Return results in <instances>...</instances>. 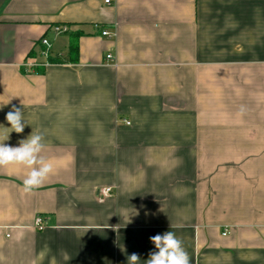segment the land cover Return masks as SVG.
<instances>
[{
	"label": "crops",
	"instance_id": "obj_1",
	"mask_svg": "<svg viewBox=\"0 0 264 264\" xmlns=\"http://www.w3.org/2000/svg\"><path fill=\"white\" fill-rule=\"evenodd\" d=\"M32 132L55 172L0 168V264H145L168 231L264 264V0H0V138Z\"/></svg>",
	"mask_w": 264,
	"mask_h": 264
},
{
	"label": "clouds",
	"instance_id": "obj_2",
	"mask_svg": "<svg viewBox=\"0 0 264 264\" xmlns=\"http://www.w3.org/2000/svg\"><path fill=\"white\" fill-rule=\"evenodd\" d=\"M6 120L11 125V132L23 133L26 123L21 108L14 106L6 114ZM9 133L0 138V168L27 169L22 186L25 194H31L55 172L54 163L42 155L46 147L44 135L32 132L18 146H11L4 143L9 139ZM149 239L156 250L150 253L145 264H190V257L182 239L173 231L157 234ZM127 259L128 264H140V256L136 253H132Z\"/></svg>",
	"mask_w": 264,
	"mask_h": 264
},
{
	"label": "built area",
	"instance_id": "obj_3",
	"mask_svg": "<svg viewBox=\"0 0 264 264\" xmlns=\"http://www.w3.org/2000/svg\"><path fill=\"white\" fill-rule=\"evenodd\" d=\"M106 2L109 3L110 0H106ZM65 31H67V26H56L55 27V32H57V33H62V32H65ZM103 34H108V32L107 31H103ZM41 43L44 46L43 55L47 56L49 54L50 48H51L50 42L46 38H43V39H41ZM107 59L108 60L112 59V55L108 54L107 55ZM31 65H44V64L34 63V64H31ZM110 191H111L110 187L101 189V193H103L104 195L109 194ZM35 224H36V227L42 229L45 226L43 217L38 215L36 217V223Z\"/></svg>",
	"mask_w": 264,
	"mask_h": 264
},
{
	"label": "trees",
	"instance_id": "obj_4",
	"mask_svg": "<svg viewBox=\"0 0 264 264\" xmlns=\"http://www.w3.org/2000/svg\"><path fill=\"white\" fill-rule=\"evenodd\" d=\"M77 36L73 39L69 51L67 54H63V56L60 55H53L49 52V54L46 57L47 62L49 63H68V62H76L78 60V42H77ZM43 45V44H42ZM44 48V46H43ZM36 69L40 70L41 68L38 67L39 65H36Z\"/></svg>",
	"mask_w": 264,
	"mask_h": 264
}]
</instances>
